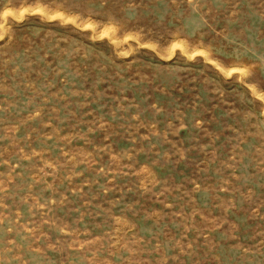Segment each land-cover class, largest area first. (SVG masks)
Returning a JSON list of instances; mask_svg holds the SVG:
<instances>
[{
  "label": "rangeland",
  "instance_id": "rangeland-1",
  "mask_svg": "<svg viewBox=\"0 0 264 264\" xmlns=\"http://www.w3.org/2000/svg\"><path fill=\"white\" fill-rule=\"evenodd\" d=\"M0 264H264V0H0Z\"/></svg>",
  "mask_w": 264,
  "mask_h": 264
}]
</instances>
